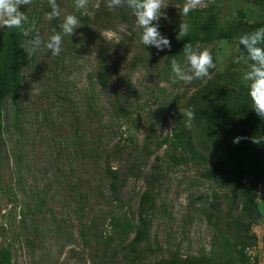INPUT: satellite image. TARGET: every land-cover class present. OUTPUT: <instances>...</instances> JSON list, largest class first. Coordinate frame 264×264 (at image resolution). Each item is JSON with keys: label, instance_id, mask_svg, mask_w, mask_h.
Returning a JSON list of instances; mask_svg holds the SVG:
<instances>
[{"label": "rangeland", "instance_id": "obj_1", "mask_svg": "<svg viewBox=\"0 0 264 264\" xmlns=\"http://www.w3.org/2000/svg\"><path fill=\"white\" fill-rule=\"evenodd\" d=\"M214 1L203 0L196 9H204ZM164 2L167 7L161 11L167 19L161 17L154 24H162L167 34L176 22L179 5L172 0ZM56 3L61 16L51 21L46 18L51 11L48 0H35L21 8L24 14L31 15V25L35 22L38 33L34 36L38 34L44 42L55 34L54 29L59 31L67 14L76 15L81 27L72 36H63L59 56L51 55L43 45L32 52L29 41L34 36L27 40L30 54L36 57L32 67L24 71L20 127L10 128L5 134L0 168V244L9 245L13 264H154L168 257L175 245L182 256H197L201 247L208 250L212 231L203 220L205 207L188 206V202L209 195L210 184H195L200 169L191 164H171L174 161L168 158L170 151L165 147L153 150L155 141L173 129L168 109H162L174 98L182 100L178 103L186 98L187 85L172 83L171 66L167 65V69L165 64L166 49L157 53L156 60L151 58L149 50L134 37L139 29L126 7L109 11L106 0H88L86 8L77 11L74 0ZM218 3L221 23L235 20L238 11L250 23L264 16L261 10L241 0ZM104 9L108 10L107 17ZM84 21L89 22L85 25ZM104 22L115 29L105 31L101 28ZM163 36L169 40L168 35ZM205 48L217 60L213 73L228 69L242 83L246 66L234 63L232 45L219 42L200 45L198 50ZM181 65L184 67L185 61ZM98 66L105 67L109 75L105 89L97 82ZM117 102L130 111L126 113L130 120L122 117ZM148 133L151 156L146 159L141 153ZM108 171L115 172L119 183H123L118 188L117 201L110 196ZM145 191L154 201L150 236L157 242H148L151 252L142 243L139 252L128 253L124 248L128 241L122 243L119 236L106 243L104 239L111 234V215L125 214L128 220L137 221ZM33 199L39 200V210ZM257 207L264 215L263 195ZM21 209H29L27 216L18 215ZM217 213L222 229L223 223L243 214L241 206H231L222 198ZM185 217L195 220L182 230ZM58 226L61 234L55 238ZM250 232L259 240L264 221L253 225ZM133 235L130 233L129 239ZM32 241L34 246L29 243ZM247 252L251 264H255L256 255L257 264H262L264 251L260 245ZM138 255L139 260H130Z\"/></svg>", "mask_w": 264, "mask_h": 264}, {"label": "trees", "instance_id": "obj_2", "mask_svg": "<svg viewBox=\"0 0 264 264\" xmlns=\"http://www.w3.org/2000/svg\"><path fill=\"white\" fill-rule=\"evenodd\" d=\"M172 1L179 5L174 26L167 34L164 33L162 24L158 27L162 36L168 35L171 44V47L166 49V66H171L172 59L180 63L184 62L183 47L186 43H191L193 49L198 50L200 45L213 46L219 42H225L226 45L230 44L235 48L236 58L245 52L243 46L239 45V37L264 27V16L261 20L250 23L245 19L242 11H238L235 20H224L221 23L218 0L208 4L204 9L195 8L186 17L180 14L185 0ZM241 1L261 10L264 14V0ZM34 2L35 0H32L31 4ZM21 8L22 5L18 10L24 13V9L21 10ZM106 9H104L105 17L108 16ZM127 11L131 14L129 9ZM25 16L28 19L23 28L27 31V35L19 28L0 27V168L5 134L10 128L19 129L20 127L24 71L32 67L36 57L35 53L30 54L26 46L27 40L32 38L35 32L29 31L31 15L25 14ZM131 16L133 17L132 14ZM121 17L124 19V14H121ZM182 21L187 22L188 33L181 39H177L179 24ZM88 22L84 21V24L87 25ZM101 28L105 31L115 29L114 25L105 24V22ZM134 37L137 41L139 40L140 30ZM140 45L148 49L151 58L156 60L157 53L159 54L160 51L155 47ZM259 46L264 47V44ZM213 63L217 64L215 58ZM168 66L167 69L170 68ZM240 66L246 65L240 63ZM209 73L211 78L196 79L191 84H186L187 89L184 92L186 98L183 103H178L182 101L181 99L174 98L164 106L162 111L165 112L168 109L173 129L160 141L156 140L153 146L154 151H159L162 147L169 150L170 153L167 156L174 161L170 162L173 165L191 164L199 168L200 171L194 179L195 184L198 186L202 183L210 184L209 195H202L198 200L192 198L188 202V206L200 204L205 207L203 220L206 222L207 229L212 231L208 242L209 249L205 250L201 247L197 256H182L179 252L180 247L175 245L174 249L169 250L168 257L161 258L154 264H251L252 258L247 251L259 245L264 251V232L259 240L256 234L250 232L253 225L260 220L264 221V215L257 207L258 193L261 192L264 196V190L260 189L262 185L264 189V119L252 110L247 89L241 81L239 82V77L233 71L227 69L215 74L212 69H209ZM96 78L101 89H105L109 82L105 67L98 66ZM116 107L122 117L126 118V113H130L118 102ZM186 109H192L194 112V119L190 122L183 115ZM8 119L10 124L7 123ZM126 119L130 120V118ZM153 128L154 125L151 123L150 129L153 130ZM150 137L149 133L145 136L144 152L141 153V156L146 159L151 156V150L148 148ZM236 138H240L238 142H234ZM253 140H260V142L254 143ZM108 174L111 178L110 196L117 201L118 188L123 187V183H119V177L115 172L108 171ZM140 177L139 173L138 178ZM147 177H150V174ZM221 198L227 199V203L231 206H241L243 213L237 218H231L230 223H223L224 229L219 227L218 224L222 219H219L217 215ZM33 200L35 209L39 210L41 207L39 200ZM153 203V196L145 191L137 209V221L128 220L125 214L121 217L111 215L109 221L111 234L104 239L105 242L110 243L115 236H119L122 237V243L128 241L124 246L128 253H137V250L139 252V246L142 243H145L147 251L151 252L148 242L150 240L157 242L156 237L150 236L151 220L149 218ZM27 211L21 209L18 215L25 217L29 213ZM194 220L191 217L188 219L185 217L180 229L183 230L185 225H190ZM54 233L57 238L61 234V227L58 226ZM130 233L134 234L131 239H129ZM81 234H84L82 229ZM81 240L87 243L83 236ZM29 243L32 246L35 245L34 241ZM157 249L161 248L157 246ZM139 259L140 255L130 260ZM257 260L258 255L254 256L255 264ZM12 261L9 245L1 243L0 264H13Z\"/></svg>", "mask_w": 264, "mask_h": 264}, {"label": "clouds", "instance_id": "obj_3", "mask_svg": "<svg viewBox=\"0 0 264 264\" xmlns=\"http://www.w3.org/2000/svg\"><path fill=\"white\" fill-rule=\"evenodd\" d=\"M32 0H0V27L2 28H19L27 35L23 25L27 22L25 14L18 10L21 5H29ZM88 0H74V6L77 11L85 9ZM203 0H185L180 14L187 16L190 11L201 6ZM51 11L46 14V18L51 21L61 16V9L56 0H48ZM106 7L109 11L116 8L126 7L130 10L135 18V27L140 30L138 43L144 46L155 47L158 51L169 49L170 41L162 36L158 30V25L153 22L158 21L161 17L167 19L161 9L166 8L164 0H106ZM81 27L80 20L74 14L64 16L59 24L60 31L53 30L55 34L51 35L46 42L42 41L40 36L35 35L29 43L31 51L35 52L43 48L50 51L51 55L59 56L62 48L63 36H72L74 30ZM189 26L186 21L179 24L177 39H181L188 33ZM31 30L38 33L35 22L31 25ZM239 45H242L245 52L235 58L234 63H243L246 70L242 73V83L247 89V94L251 100L252 110L262 119H264V27L257 28L251 33L239 37ZM185 66L176 60H171V80L172 83L183 82L191 84L193 80L202 78H211L209 69L216 65L213 63L212 54L209 49L194 50L191 43H186L183 47ZM183 115L190 122L194 119L192 109H186ZM190 126V123H189ZM236 138L234 142H238ZM259 143L260 140H253ZM263 189V185L260 187ZM264 190V189H263ZM259 198L261 192L258 193Z\"/></svg>", "mask_w": 264, "mask_h": 264}]
</instances>
